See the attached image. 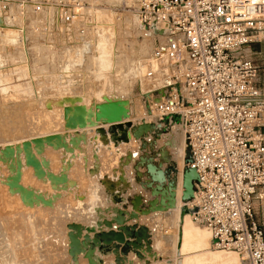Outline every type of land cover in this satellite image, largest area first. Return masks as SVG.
Segmentation results:
<instances>
[{"label": "rangeland", "instance_id": "obj_1", "mask_svg": "<svg viewBox=\"0 0 264 264\" xmlns=\"http://www.w3.org/2000/svg\"><path fill=\"white\" fill-rule=\"evenodd\" d=\"M49 2L48 14L34 13L29 7L19 11L9 4V11L17 16L10 22L17 29L12 33L15 46L0 31V264H72L66 224L79 223L89 235L106 230L103 222L112 219L115 198L129 200L134 193L129 184L134 182L132 162L140 144L132 145L129 154H119V144L95 133L102 126L109 131L101 120L92 126L64 128L63 107L70 105L64 98L94 111L97 104L118 100L127 111L122 121L130 119L133 124L140 122L141 114H150L144 107L146 82L141 81V73L133 76L132 67L149 56L154 38L137 23L136 0H62L73 15L65 38L55 32L58 1ZM95 9L104 10L105 15L99 18ZM93 39L99 42L95 53L104 57L102 65H93L90 55L89 61L85 55L78 63L75 51L83 48V41ZM250 55L259 67V85L264 89V41L254 43ZM127 103L135 106L130 108L134 113ZM151 123H158L155 117ZM150 131L145 140L155 141L171 128L152 136ZM187 155L184 144L183 160ZM164 167L177 175V164ZM135 188L140 190L139 183ZM144 191L148 198L149 192ZM129 208V202L120 206L125 213H130ZM157 219L150 223L157 231L148 224L152 253H144L147 262L133 254L129 258L141 264H180L181 255L171 245L174 237L177 243L181 240L182 222L161 221L160 226ZM196 244L205 247L199 240ZM85 261L83 254L78 255V264Z\"/></svg>", "mask_w": 264, "mask_h": 264}, {"label": "built area", "instance_id": "obj_2", "mask_svg": "<svg viewBox=\"0 0 264 264\" xmlns=\"http://www.w3.org/2000/svg\"><path fill=\"white\" fill-rule=\"evenodd\" d=\"M57 1L55 32L65 38L73 15ZM11 2L34 13L52 6L0 0L10 22ZM134 12L154 38L141 61L144 102L160 129H182L184 166L196 172L183 206L209 231L212 248L264 264V89L250 55L264 41V0H136Z\"/></svg>", "mask_w": 264, "mask_h": 264}, {"label": "bare ground", "instance_id": "obj_3", "mask_svg": "<svg viewBox=\"0 0 264 264\" xmlns=\"http://www.w3.org/2000/svg\"><path fill=\"white\" fill-rule=\"evenodd\" d=\"M95 12L98 13L99 18L101 16L105 15V11L101 10V9H95ZM0 31H2V33L5 35H9L10 38L7 40L9 41L10 44H12L14 46L17 44L16 39H14V37L12 36V33L17 32V29L15 28V26L12 23H10V21L8 19H2L0 17ZM149 33L151 36V32H149ZM88 41H89V51L88 52H82V49H79V51H78V49L76 51L74 50L75 51V53H74L75 58L77 59V61L79 63V61H81V57L83 59V57H85V55H87L85 58L87 60V57H88V61H89V58L91 56L92 61H90V62L93 65H97V66L102 65L101 62H102L104 57L101 54L95 53L99 47V42L96 39L88 40ZM90 48H91V50H90ZM145 52H146V50H145ZM88 55H90V56H88ZM52 59H53V57H52ZM66 61H67V59H66ZM125 62H126V60H125ZM103 64H104V62H103ZM89 65H91V64H89ZM82 66H84V65H82ZM132 69H133L132 72L134 73L133 76H138L142 72V63L141 62H139V63L135 62ZM136 71H137V73H136ZM69 80H70V78H69ZM141 81H143L142 78H141ZM69 82L70 81H68V83ZM69 86H70V84H69ZM147 96H149V95L146 94L145 97L147 98ZM107 101H105V102H107ZM128 104L129 103H127L126 105H128ZM97 105H99V104H97ZM95 106H94V109L96 111ZM144 107L149 108L148 106H144ZM126 108H129L130 111L129 110L128 111L130 113H134L133 112L134 109H130V108H135L134 105L129 104V107L126 106ZM141 115H143V116H141L140 122H141V120H145L146 123H151V119L154 118V115L152 114L151 111H150V114L145 113V114H141ZM140 122L133 124L132 120H130V119H128V120L126 119L123 121L121 119L120 121L103 122L102 125H104V124L108 125L107 127H108L109 131H106V129H103L104 128L103 126L96 128V130H95V133H98L100 135H103V136L108 135V137L111 139V144H119V146H121V148L116 150L119 154H126L127 152H128L127 154H129L131 152L132 145L137 144V143H139L141 145V143H144L143 147L139 146L140 147V153H139V155H137L136 158H134V160L132 162V168L134 169V166L136 165L137 169L136 170L134 169V182H131V184H129V186L131 187V190H132L131 192L134 191L135 194H140L142 196V203L145 202V199L147 198L148 195L146 194V192L144 190L143 191L145 193H143V191H140V190H142L141 186H140V190L136 191L137 187L135 188V186H137V184L139 183L138 181L145 179V177H144L145 167L143 166V164H138L139 158L140 157L152 158V161L155 164L160 163L161 167H164V165H166L167 163L168 164L169 163L170 164L175 163L178 166V172L176 175L175 189H174V193H175V205H174V207L168 208L167 210H164V211H159V210L158 211H150L148 214L138 213L137 217H136V219H138V221L140 220L139 221L140 224H138V225H145L148 229L149 237H150V234L152 232L150 229V226H152V228L154 227V225H151L154 223V222L151 223V220L153 218H155V219L159 218L160 219V222H159L160 226H161V221L163 223L171 221L177 225V222H179V220H180L182 222L180 228H181V231L183 233L181 240L179 241V243H177L176 238L174 237V239H172V237H171L172 244H173L171 246H173V248H175V252L177 251V253L179 255H181V260L178 259L179 261H181L180 264H246L244 262L242 256L237 254L234 251L216 250L212 247H209V245L211 244L209 231L205 227H203V226L199 225L197 222H195L193 220L190 212L187 211V212L181 213V211H180L181 207L184 204V202L181 200V195H182V191H183L181 168H182V164L184 165V160H183L184 141H182L183 136L181 137V135H180V131L178 129L179 127L176 125L175 126L173 125V127L171 128V132H169L167 135H163V136H161L160 139H157L155 141H151V140H145V136L149 133V131L143 132L139 138H135L132 135L131 131ZM152 124L150 125V128L148 130H152V128H151ZM104 130H105V132H104ZM96 136H97V134H96ZM156 145H159V146H157V149H155ZM112 147L115 149L114 146H112ZM152 147H153V149H152ZM124 170L125 169L122 168V177L126 178V176H124V174H123V173H125ZM125 178H124V181L127 182V180H126L127 178L126 179ZM128 202H129V200H127L125 197L115 198V206L112 209V217H111L112 219L107 220V221H110V223H113L116 216H118V215H120L122 220H123L126 213L120 209V206H123V205L127 204ZM129 206H130V202H129ZM190 218L194 221L195 224L191 223L192 221L190 220ZM111 220H113V221L111 222ZM114 222H116V221H114ZM133 224H136V223H133ZM148 224H150V226H148ZM196 224L200 228L197 227ZM189 225H191V228H193L194 226H196L197 228L195 227V229H191L189 227ZM89 228H91V227H89ZM66 229H67V227H66ZM149 229H150V231H149ZM155 230L157 231L156 228H155ZM100 231H104V230H100ZM67 232H68V229H67ZM67 232H66V238L68 240ZM95 233H97V232H95ZM83 234H85V233H83ZM159 238H160V236H159ZM160 240L163 242V240L161 238H160ZM198 240H200L201 243H204L205 247H201L198 244H196V242ZM95 248L96 249H94L93 254H92V258H93L95 264H113V263L116 264L112 260V258H114V257H112L113 253L112 254L109 253L111 251H107L106 253H102L98 250L97 247H95ZM130 251H132V250H130ZM139 251L143 256L142 258H138L133 251H132V253L134 254V256L139 261L147 262V259L145 258L144 253H152L151 248H150V251H146L145 247H141L139 249ZM67 254H68V242H67ZM80 254H83V253H80ZM80 254H78V255H80ZM153 256H155V254H153ZM69 257H70V255H69ZM83 257H84V255H83ZM130 259H131V261H129ZM130 259L127 260V258H126L125 264H141V263L136 262V259H132V258H130ZM70 260L72 261V264H78V256H77L76 260H72L71 257H70ZM86 260L87 261H85V262L87 264H89L87 258H86Z\"/></svg>", "mask_w": 264, "mask_h": 264}, {"label": "water", "instance_id": "obj_4", "mask_svg": "<svg viewBox=\"0 0 264 264\" xmlns=\"http://www.w3.org/2000/svg\"><path fill=\"white\" fill-rule=\"evenodd\" d=\"M161 33V31H158ZM82 52L89 51V41L82 42ZM154 101L158 97L153 98ZM64 101L70 103L69 106L63 107L64 128H82L92 126L97 121L114 122L120 121L122 117L127 116V111L118 100H111L96 105V111L86 108L84 105L74 104V99L64 98ZM146 106H148L146 104ZM145 120H141L131 131L135 138H139L143 132L150 131V125ZM150 135L161 128V123H153ZM144 143H141L143 147ZM189 161L187 156L184 163ZM138 164L145 167L144 180L138 181L141 188L149 192L151 196L145 203H142L140 194H133L129 198L131 212L129 219L136 218L137 214H148L150 211H164L175 205V180L176 175H171L168 170L161 167V164H155L152 158L140 157ZM137 169V166H134ZM138 173V172H137ZM182 176V195L181 200L185 203L192 197L193 182L196 180V172L193 168L183 166L181 170ZM181 213L187 211L185 206L180 209ZM117 227L111 228L110 221L105 220L103 223L109 228L107 231H100L90 236L88 233L83 234V226L76 222L66 224L68 229V254L72 260H76L78 254L83 253L88 259L89 264H95L92 254L95 247L102 253L111 251L114 254V262L116 264H125L127 253L132 250L138 258H142L139 249L145 247L146 251H150L149 232L145 225L130 224L125 225L121 216H116Z\"/></svg>", "mask_w": 264, "mask_h": 264}, {"label": "crops", "instance_id": "obj_5", "mask_svg": "<svg viewBox=\"0 0 264 264\" xmlns=\"http://www.w3.org/2000/svg\"><path fill=\"white\" fill-rule=\"evenodd\" d=\"M70 27H71V26H70ZM68 30H70V29H68ZM73 33H74V31H73ZM74 34H75V36H76V35H81V33H76V32H75ZM148 98H150V96H147V99H148ZM143 108H144V107H143ZM173 125H174V124H172V123L168 124V122H165V123L163 124L162 129L172 128ZM175 125H177V124H175ZM175 125H174V126H175ZM177 126H178V125H177ZM167 134H168V133H167ZM134 194H135V193H134ZM132 195H133V194H132ZM150 198H151V196L149 195L148 199H150ZM145 202H146V199H145ZM145 202H144V203H145ZM130 210H131V207H130L129 210H127V211L131 212ZM127 213H128V212H127ZM127 213L125 214L126 217L124 216V224H125V225L133 224V222H130V219H129V216H128L129 213H128V214H127ZM116 227H117V225L115 224V226H114V227H111V228H112V229H115ZM196 228H197V227H196ZM194 229H195V228H194ZM106 230H109V228H107ZM106 230H104V231H106ZM94 233H95V232H94ZM92 235H93V233H92ZM92 235H90V236H92ZM199 242H201V241L199 240ZM95 249H96V248H95ZM109 253L112 254V252H109ZM127 254H128V255H126V258H127V260H129V259H130V258H129V255H130V254H133V253H132V251H129ZM133 255H134V254H133ZM112 257H114L113 254H112ZM128 258H129V259H128ZM112 260L114 261V258H112ZM86 261H87V260H86ZM129 261H131V259H130Z\"/></svg>", "mask_w": 264, "mask_h": 264}]
</instances>
